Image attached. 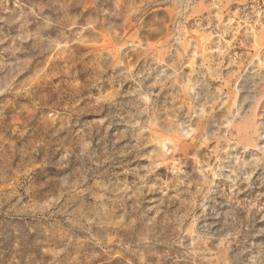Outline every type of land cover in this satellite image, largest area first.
<instances>
[{"label": "clouds", "instance_id": "clouds-1", "mask_svg": "<svg viewBox=\"0 0 264 264\" xmlns=\"http://www.w3.org/2000/svg\"><path fill=\"white\" fill-rule=\"evenodd\" d=\"M0 264H264V0H0Z\"/></svg>", "mask_w": 264, "mask_h": 264}]
</instances>
